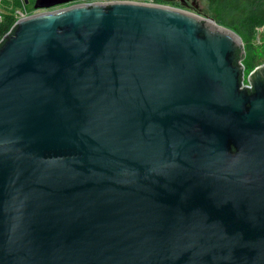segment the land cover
<instances>
[{
    "label": "water",
    "instance_id": "obj_1",
    "mask_svg": "<svg viewBox=\"0 0 264 264\" xmlns=\"http://www.w3.org/2000/svg\"><path fill=\"white\" fill-rule=\"evenodd\" d=\"M16 24L0 264H264V66L241 90L235 32L128 1Z\"/></svg>",
    "mask_w": 264,
    "mask_h": 264
},
{
    "label": "trees",
    "instance_id": "obj_2",
    "mask_svg": "<svg viewBox=\"0 0 264 264\" xmlns=\"http://www.w3.org/2000/svg\"><path fill=\"white\" fill-rule=\"evenodd\" d=\"M11 2V8L14 10L23 8L33 9L35 0H7ZM102 1V0H87ZM157 3H165L164 0H155ZM207 3L208 10L214 14V21L223 27L229 28L235 32L243 42L245 56L247 52L252 51L250 42L254 39L258 29L264 30V0H204ZM180 7L178 5H174ZM17 29L16 17L13 12L5 8L3 16L0 20V48L3 46L6 39L14 35ZM241 48L236 50V58L234 65H237V60L243 59ZM264 52V48H263ZM263 59L256 60V56L244 58L243 64L246 71H250L255 66L264 62Z\"/></svg>",
    "mask_w": 264,
    "mask_h": 264
},
{
    "label": "rangeland",
    "instance_id": "obj_3",
    "mask_svg": "<svg viewBox=\"0 0 264 264\" xmlns=\"http://www.w3.org/2000/svg\"><path fill=\"white\" fill-rule=\"evenodd\" d=\"M88 2L89 1H87V0L86 1L74 2V3L67 4V5L58 6V7L52 8L50 10H35L34 9V11H33V9H29V8H26V9L20 8V9H17V10L13 11V8H11V2L10 1L0 0V20H1L2 16H3L5 8L8 11L11 10V12H13L14 16L16 17V22H17L18 20L24 19V17H27V16H34V15H37V14H41L43 12L55 11V10L62 9V8H67V7H70V6H76V5L80 6V5H84L85 3H88ZM135 2H137V1H135ZM138 2H140V1H138ZM166 3L167 4L160 3V5H162V6L163 5L164 6H170V7H174V8H179V9H182V10H185V11L200 15L201 17H206V18L212 19L214 21V14L208 10L207 3L204 0H186V4H185L186 8H184V9H183V6L181 7L179 5L181 3L180 0H170L169 2L166 1ZM173 4L174 5L176 4V5L180 6V7L173 6ZM250 44H251V47H252V51L251 52H247L246 56H245V52H244L245 59L247 60L248 58L252 57L253 55L256 56V60L263 59L262 56H263V53H264L263 52V48H264V30L258 29L256 31V35H255L254 39L250 42ZM242 45H243V42H242ZM243 48H244V45H243Z\"/></svg>",
    "mask_w": 264,
    "mask_h": 264
},
{
    "label": "built area",
    "instance_id": "obj_4",
    "mask_svg": "<svg viewBox=\"0 0 264 264\" xmlns=\"http://www.w3.org/2000/svg\"><path fill=\"white\" fill-rule=\"evenodd\" d=\"M115 1H119V0H103V1H91L88 2L89 4L91 3H110V2H115ZM122 1H128V2H135V3H142V4H149V5H160V3H157L155 0H122ZM140 1V2H138ZM28 17V16H27ZM26 18V17H24ZM262 30V29H261ZM241 68L244 69L243 72V82L241 83L242 87L240 88L241 90L243 89H252L251 83H250V78L251 76L261 67L264 66V62L261 63L260 65L255 66L253 69H251L250 71H246V68L243 64V61L240 63Z\"/></svg>",
    "mask_w": 264,
    "mask_h": 264
},
{
    "label": "flooded vegetation",
    "instance_id": "obj_5",
    "mask_svg": "<svg viewBox=\"0 0 264 264\" xmlns=\"http://www.w3.org/2000/svg\"><path fill=\"white\" fill-rule=\"evenodd\" d=\"M119 1H122V0H119ZM164 1H165V2H166V1L169 2L170 0H164ZM180 2H181V3H180L179 5H180L181 7L183 6V9L186 8V7H185L186 0H180Z\"/></svg>",
    "mask_w": 264,
    "mask_h": 264
},
{
    "label": "bare ground",
    "instance_id": "obj_6",
    "mask_svg": "<svg viewBox=\"0 0 264 264\" xmlns=\"http://www.w3.org/2000/svg\"><path fill=\"white\" fill-rule=\"evenodd\" d=\"M208 23L212 26H215V24L212 21H208ZM216 27V26H215Z\"/></svg>",
    "mask_w": 264,
    "mask_h": 264
}]
</instances>
